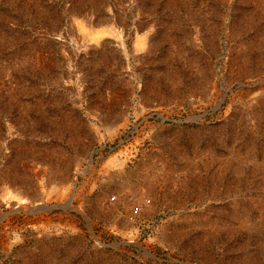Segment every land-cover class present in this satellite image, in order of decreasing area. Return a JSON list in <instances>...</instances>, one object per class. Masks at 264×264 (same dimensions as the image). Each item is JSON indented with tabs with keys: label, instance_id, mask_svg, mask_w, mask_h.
I'll return each instance as SVG.
<instances>
[{
	"label": "rangeland",
	"instance_id": "1",
	"mask_svg": "<svg viewBox=\"0 0 264 264\" xmlns=\"http://www.w3.org/2000/svg\"><path fill=\"white\" fill-rule=\"evenodd\" d=\"M0 264H264V0H0Z\"/></svg>",
	"mask_w": 264,
	"mask_h": 264
},
{
	"label": "built area",
	"instance_id": "2",
	"mask_svg": "<svg viewBox=\"0 0 264 264\" xmlns=\"http://www.w3.org/2000/svg\"><path fill=\"white\" fill-rule=\"evenodd\" d=\"M137 210L139 211V208H137Z\"/></svg>",
	"mask_w": 264,
	"mask_h": 264
}]
</instances>
